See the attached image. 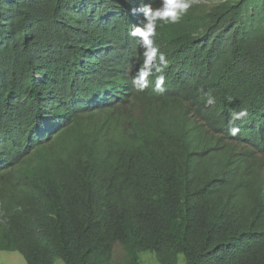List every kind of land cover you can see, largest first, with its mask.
I'll return each instance as SVG.
<instances>
[{"label": "trees", "instance_id": "1", "mask_svg": "<svg viewBox=\"0 0 264 264\" xmlns=\"http://www.w3.org/2000/svg\"><path fill=\"white\" fill-rule=\"evenodd\" d=\"M144 4L160 0H0V253L264 264V0L159 23L167 67L139 91ZM47 112L64 114L50 130Z\"/></svg>", "mask_w": 264, "mask_h": 264}, {"label": "clouds", "instance_id": "2", "mask_svg": "<svg viewBox=\"0 0 264 264\" xmlns=\"http://www.w3.org/2000/svg\"><path fill=\"white\" fill-rule=\"evenodd\" d=\"M191 5L192 0H160V6L157 8H153L149 4H144L133 10L134 13H140L144 17L143 24L134 26L130 32L132 37L138 39V43L144 50L143 64L132 79V84L137 90L143 91L145 88H148L150 85L148 78L153 75V72L155 71L156 73H163L164 68L167 67L165 54L159 50V47L155 45L153 39V37L156 35L158 24L161 22H178L181 17L186 14ZM164 82V75L157 76L155 79L154 90L162 92ZM209 101L211 102V98H209ZM246 115L247 111L242 109L239 112L233 113L231 115V120L235 121ZM63 116V113L57 114L55 116L49 112L44 114L42 119L45 120L44 125L47 130H50L49 128L57 125L62 120L61 117ZM238 131V128H230L231 135H236Z\"/></svg>", "mask_w": 264, "mask_h": 264}, {"label": "rangeland", "instance_id": "3", "mask_svg": "<svg viewBox=\"0 0 264 264\" xmlns=\"http://www.w3.org/2000/svg\"><path fill=\"white\" fill-rule=\"evenodd\" d=\"M197 2L211 6L219 0H196ZM141 264H159L156 256L152 253H141L140 255ZM128 255L126 251L121 247L120 244L114 246V257L113 264H126ZM0 264H27L25 258L18 252H2L0 254ZM54 264H65L62 260L56 261ZM178 264H187L184 255H180L178 258Z\"/></svg>", "mask_w": 264, "mask_h": 264}]
</instances>
